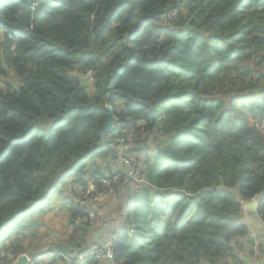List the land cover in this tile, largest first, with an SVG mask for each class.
I'll list each match as a JSON object with an SVG mask.
<instances>
[{
    "label": "trees",
    "instance_id": "obj_1",
    "mask_svg": "<svg viewBox=\"0 0 264 264\" xmlns=\"http://www.w3.org/2000/svg\"><path fill=\"white\" fill-rule=\"evenodd\" d=\"M106 180L125 211L104 243ZM255 198L264 221V0H0V264H112L93 245L117 264H246Z\"/></svg>",
    "mask_w": 264,
    "mask_h": 264
},
{
    "label": "rangeland",
    "instance_id": "obj_2",
    "mask_svg": "<svg viewBox=\"0 0 264 264\" xmlns=\"http://www.w3.org/2000/svg\"><path fill=\"white\" fill-rule=\"evenodd\" d=\"M12 76V74H11ZM12 80L14 81V84H17V80H14V77H11ZM4 81H7V78H4ZM133 141H129V140H123L121 141L122 146L121 147H125L126 145H130V143H132ZM134 160H135V155H134ZM108 191L107 194H105L103 197H101L99 200V193L95 196L93 204H92V210L94 211L92 213V215L95 216V223H97V221H99L100 219H104V218H108L111 219L108 224L109 226V230L107 231L109 234L108 236L103 237L101 240L102 242L106 243L108 242V240L112 237V232L113 230L118 227L119 225H121L124 221V205L122 206V200H120L119 198H121L117 192L114 193V191L112 192V188L109 189V187L107 188ZM246 210V209H245ZM105 220V219H104ZM68 216L67 214L64 216H59L57 218H53L51 217L50 220H48V227L47 230H45V232H43L40 237L37 239L36 243L41 245V248L44 251H47L51 245V243L54 242H59V241H64L68 238V236L70 235V228L68 225ZM48 231H50L48 233ZM28 242V241H27ZM28 244V243H27ZM11 243L10 240H5L1 243V247L3 249H9L11 247ZM52 256H47V261L45 264H52Z\"/></svg>",
    "mask_w": 264,
    "mask_h": 264
},
{
    "label": "crops",
    "instance_id": "obj_3",
    "mask_svg": "<svg viewBox=\"0 0 264 264\" xmlns=\"http://www.w3.org/2000/svg\"><path fill=\"white\" fill-rule=\"evenodd\" d=\"M241 217L249 232L239 239L242 245L238 250L239 255L246 264H264V221L256 211L248 209H243Z\"/></svg>",
    "mask_w": 264,
    "mask_h": 264
},
{
    "label": "built area",
    "instance_id": "obj_4",
    "mask_svg": "<svg viewBox=\"0 0 264 264\" xmlns=\"http://www.w3.org/2000/svg\"><path fill=\"white\" fill-rule=\"evenodd\" d=\"M142 135H143V131L139 130L137 127H132L124 133L123 140H129L133 142L130 143V145H126L125 147H122L121 154L118 159V162L120 164H124L131 168L134 167L132 154L134 150H136V148L140 145V137ZM131 171H133V169ZM108 187L109 189H111V181L106 180L104 181V186L101 188V190L97 191V194L99 193L98 200L108 193V191H105L107 190ZM92 191L94 192L95 188H92ZM97 194H94V198ZM255 199H258V198H255ZM92 213L93 212H91L90 216L93 220L95 216L92 215ZM88 254L96 258L98 261L110 259L112 261V264H117L114 261V252H113L112 246L108 247V249L106 250H103L98 245H93L92 247L89 248ZM31 264H34V263L32 262Z\"/></svg>",
    "mask_w": 264,
    "mask_h": 264
},
{
    "label": "water",
    "instance_id": "obj_5",
    "mask_svg": "<svg viewBox=\"0 0 264 264\" xmlns=\"http://www.w3.org/2000/svg\"><path fill=\"white\" fill-rule=\"evenodd\" d=\"M115 128V116L113 115L112 111L110 110L108 116H107V120L106 123L104 124L102 131H101V136L104 138L105 136H107L110 132H112ZM258 204H259V200L258 199H254L252 201H250L249 203H247L244 206V209H248L251 211H257L258 208ZM32 257L29 255L28 252H25L23 254H20L16 257V259H14L11 264H31L32 263Z\"/></svg>",
    "mask_w": 264,
    "mask_h": 264
}]
</instances>
